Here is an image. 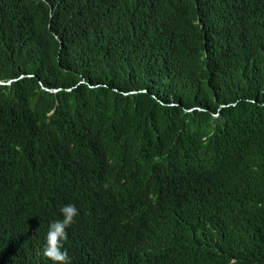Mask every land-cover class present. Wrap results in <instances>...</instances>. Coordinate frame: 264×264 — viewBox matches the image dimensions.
Returning a JSON list of instances; mask_svg holds the SVG:
<instances>
[{"label":"trees","instance_id":"1","mask_svg":"<svg viewBox=\"0 0 264 264\" xmlns=\"http://www.w3.org/2000/svg\"><path fill=\"white\" fill-rule=\"evenodd\" d=\"M0 82V264H264V0H0Z\"/></svg>","mask_w":264,"mask_h":264},{"label":"clouds","instance_id":"2","mask_svg":"<svg viewBox=\"0 0 264 264\" xmlns=\"http://www.w3.org/2000/svg\"><path fill=\"white\" fill-rule=\"evenodd\" d=\"M50 205L53 216L56 218L48 224V230L45 236L44 244L41 248V254L45 259H50L53 264H70V257L68 250L64 247V242L67 240V228L70 227L79 214V210L74 203L62 204L58 210V203L52 199H46ZM58 212L60 215L58 216ZM42 204L37 203L34 209H29L27 205L21 212L15 211L20 220L26 222L28 226L37 222L35 215H41ZM6 219V218H5ZM3 219L4 225L9 223ZM10 238L22 234V231L14 230L12 228L6 229Z\"/></svg>","mask_w":264,"mask_h":264},{"label":"water","instance_id":"3","mask_svg":"<svg viewBox=\"0 0 264 264\" xmlns=\"http://www.w3.org/2000/svg\"><path fill=\"white\" fill-rule=\"evenodd\" d=\"M3 83V82H2Z\"/></svg>","mask_w":264,"mask_h":264}]
</instances>
